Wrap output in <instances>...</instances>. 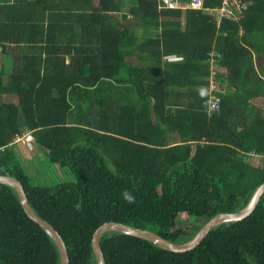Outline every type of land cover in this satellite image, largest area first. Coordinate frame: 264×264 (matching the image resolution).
<instances>
[{
	"label": "trees",
	"instance_id": "trees-1",
	"mask_svg": "<svg viewBox=\"0 0 264 264\" xmlns=\"http://www.w3.org/2000/svg\"><path fill=\"white\" fill-rule=\"evenodd\" d=\"M221 1L135 0L123 24L119 0H100L90 45L83 32L55 43L51 28L27 27L23 16L0 23L3 45L18 43L12 67L0 69V173L20 180L61 234L69 264H96L91 237L103 221L183 242L264 181V0H246L216 25L209 7ZM211 51L219 105L208 110L199 90H208ZM25 130L31 147L9 143ZM35 145L73 180L35 183ZM100 245L106 264H264V192L250 214L213 226L186 251L117 230L102 232ZM0 264H59L53 239L2 182Z\"/></svg>",
	"mask_w": 264,
	"mask_h": 264
},
{
	"label": "crops",
	"instance_id": "crops-1",
	"mask_svg": "<svg viewBox=\"0 0 264 264\" xmlns=\"http://www.w3.org/2000/svg\"><path fill=\"white\" fill-rule=\"evenodd\" d=\"M119 2L120 11L125 13V18L121 17L123 24H131L129 8L135 0ZM99 3L100 0H0V23L7 19L14 22L23 16L27 27L51 28L55 43L60 39L68 41L72 32H83L85 44L90 45L93 35L98 33L96 23L99 14L94 9ZM17 45L15 40H6L4 45L0 40V68L11 60L9 51L16 50Z\"/></svg>",
	"mask_w": 264,
	"mask_h": 264
},
{
	"label": "water",
	"instance_id": "water-1",
	"mask_svg": "<svg viewBox=\"0 0 264 264\" xmlns=\"http://www.w3.org/2000/svg\"><path fill=\"white\" fill-rule=\"evenodd\" d=\"M0 182L6 183L12 186L18 195L20 204L26 214L36 221L53 239L59 252V264H69V256L66 244L57 231V229L49 223L46 219L39 216L31 207L28 201L26 191L23 184L15 176L0 173ZM264 192V181L259 183L252 191L247 202L236 211H220L209 217L202 225L197 229L191 238L183 242H173L158 232L132 224H128L122 221L106 220L100 223L92 232L91 246L96 258V264H106L104 253L100 245V236L102 232L106 230H117L120 232L128 233L138 237L145 238L154 242L155 244L172 251H186L195 247L208 233V231L215 225L225 221H236L246 217L250 214L257 203L260 200L262 193Z\"/></svg>",
	"mask_w": 264,
	"mask_h": 264
},
{
	"label": "built area",
	"instance_id": "built-area-1",
	"mask_svg": "<svg viewBox=\"0 0 264 264\" xmlns=\"http://www.w3.org/2000/svg\"><path fill=\"white\" fill-rule=\"evenodd\" d=\"M161 6L165 7H192V8H203V3L202 0H160ZM248 2L246 0H222L221 4L209 7V12L212 14L211 17L215 21L216 25L219 24L221 21L222 16H231L235 18L237 16V13L240 9L245 8L247 6ZM216 55L219 56V53ZM214 52H210V58H209V63L211 65V73L208 78V94H209V99L207 103V109L212 110L213 108H217L219 105V98L218 96H215L212 93V89L216 87L217 82L213 77V73L215 72L216 68H214V64L216 62V59L214 58ZM20 138L24 139H29L28 137V131H23L22 133L15 134L13 139L9 141L15 142ZM8 143V144H9ZM6 144L0 143V150L4 149ZM246 154H251V155H257V152L255 150L250 149L246 151ZM262 156V154H261Z\"/></svg>",
	"mask_w": 264,
	"mask_h": 264
},
{
	"label": "rangeland",
	"instance_id": "rangeland-1",
	"mask_svg": "<svg viewBox=\"0 0 264 264\" xmlns=\"http://www.w3.org/2000/svg\"><path fill=\"white\" fill-rule=\"evenodd\" d=\"M8 59V58H6ZM5 59V60H6ZM4 64H6L4 62ZM7 67H12V60L8 62ZM1 69V68H0ZM12 99V97H10ZM25 140L27 145L31 147V142L28 139L20 138L17 141ZM16 142V141H15ZM36 151L32 150L33 156L35 157L37 164L39 165L38 173L35 174L33 177L35 183H44V182H53L54 181H66V180H73L74 176L68 168L60 166L57 163H52L50 165V160L48 158L47 152L39 148L37 145ZM35 147V149H36ZM187 225H191L190 221H186Z\"/></svg>",
	"mask_w": 264,
	"mask_h": 264
},
{
	"label": "clouds",
	"instance_id": "clouds-1",
	"mask_svg": "<svg viewBox=\"0 0 264 264\" xmlns=\"http://www.w3.org/2000/svg\"><path fill=\"white\" fill-rule=\"evenodd\" d=\"M199 94H200L201 97H205L207 95V90L202 87L199 90ZM121 195H122V198L125 201H127L128 203H134L135 202V197L130 192H128L127 190L123 191L121 193Z\"/></svg>",
	"mask_w": 264,
	"mask_h": 264
}]
</instances>
